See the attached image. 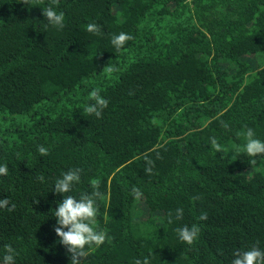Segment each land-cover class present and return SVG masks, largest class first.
<instances>
[{
	"label": "trees",
	"instance_id": "1",
	"mask_svg": "<svg viewBox=\"0 0 264 264\" xmlns=\"http://www.w3.org/2000/svg\"><path fill=\"white\" fill-rule=\"evenodd\" d=\"M49 5L63 28L47 24ZM92 87L108 101L99 118L82 111ZM248 128L264 140V0H0V253L10 245L15 264H70L52 188L75 168L73 195L92 181L102 194L105 233L82 264H230L264 250V154L233 155ZM193 224L197 237L179 240Z\"/></svg>",
	"mask_w": 264,
	"mask_h": 264
},
{
	"label": "clouds",
	"instance_id": "2",
	"mask_svg": "<svg viewBox=\"0 0 264 264\" xmlns=\"http://www.w3.org/2000/svg\"><path fill=\"white\" fill-rule=\"evenodd\" d=\"M42 13L48 25L56 28H63L64 13L57 11L52 6L42 7ZM88 32L97 31V26L89 23L86 25ZM130 37L120 32L111 37L110 43L119 51L124 42ZM105 68V67H104ZM103 68V70H104ZM102 70V71H103ZM84 87H88V82L81 80ZM88 102L85 103L82 111L99 118L102 110L107 106L108 101L101 95L100 89L92 87L88 91ZM245 143L241 147L233 150V155L239 154L242 150L250 159V165L256 164L255 157L264 154V140L257 138L252 128H248L244 132ZM213 148L217 147V141L213 138L211 141ZM41 154H46L47 149L43 146L37 148ZM150 163V162H149ZM150 171V169H146ZM80 169H69L62 172L55 179L52 191L62 194L63 198L56 202L57 206L52 211L55 217V225L53 230L59 238V243L65 246L70 254V264H82L81 258L85 257L87 251L93 246H100L105 241V233L96 226L97 201L101 197V193L96 188V182L92 181V191L89 193L73 195L72 192L76 183L80 180ZM7 168L0 165V174H6ZM39 180L43 181L44 177L39 176ZM7 198H0V208L8 206ZM13 206H9V211ZM183 210L175 209V219H179ZM201 214L200 219H204ZM173 220V214L169 213V223ZM199 227L196 224L191 226H182L177 229V238L186 243H191L198 235ZM16 252L10 245H4V251L0 253V264H15ZM136 264H148V258L143 261L137 260ZM230 264H264V250L257 247H249L247 249H238L233 252Z\"/></svg>",
	"mask_w": 264,
	"mask_h": 264
},
{
	"label": "rangeland",
	"instance_id": "3",
	"mask_svg": "<svg viewBox=\"0 0 264 264\" xmlns=\"http://www.w3.org/2000/svg\"><path fill=\"white\" fill-rule=\"evenodd\" d=\"M241 148H242V146H241ZM231 149H232V148H231V147H229V148L227 149V151H228V150H231Z\"/></svg>",
	"mask_w": 264,
	"mask_h": 264
}]
</instances>
